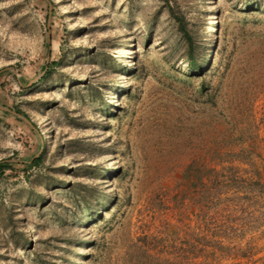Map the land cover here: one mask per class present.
<instances>
[{
    "label": "rangeland",
    "instance_id": "rangeland-1",
    "mask_svg": "<svg viewBox=\"0 0 264 264\" xmlns=\"http://www.w3.org/2000/svg\"><path fill=\"white\" fill-rule=\"evenodd\" d=\"M0 104V264H264V0H0Z\"/></svg>",
    "mask_w": 264,
    "mask_h": 264
},
{
    "label": "trees",
    "instance_id": "trees-1",
    "mask_svg": "<svg viewBox=\"0 0 264 264\" xmlns=\"http://www.w3.org/2000/svg\"><path fill=\"white\" fill-rule=\"evenodd\" d=\"M170 11L172 14H174L173 8H170ZM176 20L178 22V29L182 33L184 40L186 42V57H187V64L190 66V68H200V63L197 62V55H199V45L195 42V39L193 37V34L188 31L187 27L185 26V23L183 22L182 18L176 17ZM47 67L45 74L41 77L40 81H44L49 74L51 73L50 67L47 65L44 66V68ZM14 111L21 114L22 112L16 108H14ZM0 113L4 116L10 115V113L0 111ZM25 116L24 114H22ZM27 118V117H26ZM19 120V119H18ZM33 124V123H32ZM33 127L35 128V125L33 124ZM43 150L40 152L38 156H31L28 161L30 162H24L20 164L24 170L31 169L37 165H39L43 160ZM9 159H3L0 160V176L4 174V172L7 169H11L16 163L8 161Z\"/></svg>",
    "mask_w": 264,
    "mask_h": 264
},
{
    "label": "water",
    "instance_id": "water-1",
    "mask_svg": "<svg viewBox=\"0 0 264 264\" xmlns=\"http://www.w3.org/2000/svg\"><path fill=\"white\" fill-rule=\"evenodd\" d=\"M46 69H47V67H45L37 77H35L34 79L30 80L28 84H31V83H33L34 81H37L38 79H40V78L45 74ZM0 111L7 112V113H10V114H13V115H15L16 117H18V118H20L21 120H23L24 122H26V123L32 125L31 121H30L28 118H26L25 116H23V115H21V114L15 112V111H13V110H11L9 107H6V106H4V105H2V104H0ZM8 161H10V162H21V163H24V162H30V161H19V160H15V159H9Z\"/></svg>",
    "mask_w": 264,
    "mask_h": 264
}]
</instances>
